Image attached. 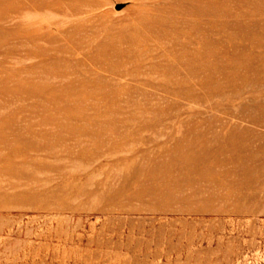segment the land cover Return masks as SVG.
<instances>
[{
    "label": "rangeland",
    "instance_id": "rangeland-1",
    "mask_svg": "<svg viewBox=\"0 0 264 264\" xmlns=\"http://www.w3.org/2000/svg\"><path fill=\"white\" fill-rule=\"evenodd\" d=\"M0 264H264V0H0Z\"/></svg>",
    "mask_w": 264,
    "mask_h": 264
}]
</instances>
